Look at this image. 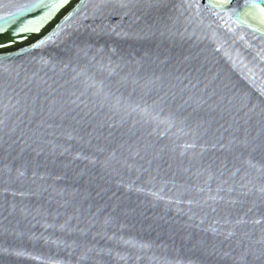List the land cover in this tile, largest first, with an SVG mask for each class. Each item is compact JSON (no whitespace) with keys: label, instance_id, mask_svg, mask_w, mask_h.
Wrapping results in <instances>:
<instances>
[{"label":"water","instance_id":"water-1","mask_svg":"<svg viewBox=\"0 0 264 264\" xmlns=\"http://www.w3.org/2000/svg\"><path fill=\"white\" fill-rule=\"evenodd\" d=\"M0 264H264V0H0Z\"/></svg>","mask_w":264,"mask_h":264}]
</instances>
